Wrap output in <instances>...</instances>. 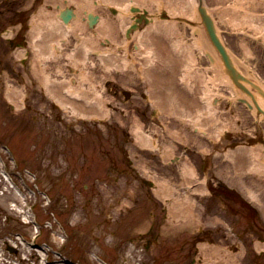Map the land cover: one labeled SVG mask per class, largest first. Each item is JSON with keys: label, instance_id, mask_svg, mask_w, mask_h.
<instances>
[{"label": "rangeland", "instance_id": "1", "mask_svg": "<svg viewBox=\"0 0 264 264\" xmlns=\"http://www.w3.org/2000/svg\"><path fill=\"white\" fill-rule=\"evenodd\" d=\"M203 1H205L206 4H210V0ZM7 7H4V9ZM151 9L156 10L157 6ZM189 19L193 20V18ZM177 23L179 26H181V23L185 24L184 39L187 42H191L193 36H196V33L192 32V25L188 24L185 21H179ZM195 26L197 27L198 25L196 24ZM220 31L221 37L224 42L233 51L236 57L240 59V69L244 72H249L250 75L258 78L259 81H262L264 83V44L260 43V41L255 37H244L242 35V32L235 35L234 33H229L230 30L221 28ZM240 37H244L245 41L250 46V53H246V55H244L239 48ZM193 52L196 57L195 66L191 69L187 68V79L190 75L192 78V74L195 73L194 71H196L199 74V76L196 77H202V82H200V80L198 81L200 88L203 85L205 90L207 88H211V92L217 93L218 95L222 96L220 102L217 103L216 108L209 111L211 116L209 113L204 114L202 112L203 115H201V117L199 118L200 120H197L196 122H198L200 126L206 128L207 125L203 120L207 116H209L211 119H214L215 121L216 118H219L225 123L224 127L235 134L232 135L233 139H231L232 137L229 138L230 142L231 140L238 141L239 144H242L244 142V138H239V135H237L234 131H240L242 135L246 132H252L254 129L253 125L255 121L262 127L261 131L264 135V121L259 120L258 122L257 115L247 109V107H245L243 104L239 102L234 104L233 110L236 112L237 116H233L232 113H227L225 111L227 109L226 107H224L225 100L227 97L231 96V94L234 93L231 85L229 83L224 84L221 81L224 78L223 75L218 70L216 72L213 70V68H211L212 64L209 62L203 50L195 47ZM95 59L96 62L93 65L94 68L92 67V69L97 70L93 75L94 80L96 82H99V85L101 87L103 85L104 79H111V81H109L110 84H108V86H110V90L108 93H106L108 94L106 95V98H109L108 105L110 117L107 120L108 122H106V125H104L105 123H99L95 120L83 121L81 118H79L74 126L72 124L63 125V122H60V126H62L61 128L63 129H70L73 127V131L77 132V135L73 134V137L70 140L72 148L75 149V151L79 149L78 145L79 140H81L80 138L86 137L84 141L87 143V145L90 142V146H94V148L98 147V143H100V146H103V152L101 154H97L95 151L93 152L92 150L88 149L85 151L88 153H91L92 151L91 157L93 158V160L99 158L101 162H103L106 166L108 163H116L115 167H113L112 164H110V166L108 164V166L110 167V169H108V175H111L113 173H115L116 175H121V173L119 172V164H117L119 162V156L117 157L118 151L114 146H111V144H108L107 142H109L110 138H114L115 142L119 143V153L121 152V150H127V143L129 142V140H131L130 131L134 126L133 120L134 118H136L135 113L137 114V108L141 107V105L142 107L144 106L142 98L140 97L141 94L139 93L138 86L140 85L141 90L143 89L144 91L146 82L143 79H138L139 83L137 84V86H135L134 89L129 88V90H125V87L123 88L122 84V82L125 80H122V75H119L118 73L119 70H117V68L115 67L104 70L102 68V65L99 64L97 57ZM65 61L66 60L64 59L63 62L65 63ZM5 64L10 67L12 62H7ZM55 66L56 64H54V67ZM51 67L52 69H54L53 65H51ZM66 67L67 66H64L63 69H65L67 72L68 69ZM175 67V74L177 76H180L181 72L183 71L182 64H179ZM131 68L135 69V67ZM2 86L3 83H0V94L3 88ZM123 90L126 91V93H124ZM141 102L142 104L140 105ZM34 103L35 102L33 100H30L28 109L24 110V113H22L23 109L19 111L17 110L20 113L15 114L11 118L6 117V115H3V113L0 112V133L2 135V140L8 142L10 152L17 159H19L16 167H13L11 164H9L10 155L0 147V228L3 226V222L1 220L3 219V217L8 216L10 218L9 224L11 227H16L19 230L30 232L32 230V227L28 223L26 224L21 220V213H23L24 211L20 212L18 208H20L21 206V198H24V201L27 203H36V201L39 200V206L37 210L42 223H48V221H52L54 217L60 216L62 222L65 224L71 236H68L69 241L63 252L72 259L74 258L75 261L81 264H99L100 261L94 258V254H97L98 256H101V258L108 264H144L143 261L146 258L144 254H140L141 251L135 252L132 245H122L120 234L116 233L117 235H113L114 237L110 236V238L108 236L109 234H107L109 230L114 228L108 227V225H106L107 223L105 219V214L107 213L106 211L109 210L112 202H110V199H108L107 197H97V194L95 195L98 189H104L103 181L106 178H103V174L106 172V169H104L103 171V166L100 169H96V167H94L93 169H91L90 174L88 173V176H80L75 180L70 179L71 177L69 178V176H64L63 178L57 177L56 173L58 172V168H60L59 166L55 167L53 166V164L42 165L39 164L38 160H30L32 153L31 151L33 150L29 144L30 140L34 139V141L36 142V147H40V149L42 148L44 151H46V153H48V148L56 149L58 143L62 141L60 137L55 135V131L51 132V130H53L52 123L54 121H52V118H50L46 114V109L40 106H36ZM144 103L146 104L145 107L148 111L152 107H154L147 102ZM2 104L4 106V102ZM194 104L196 105L197 102H195ZM3 106H1L2 109ZM185 106L183 105L184 109L189 107L188 105L186 107ZM203 109L201 111H203ZM199 114L201 113L198 112L197 115ZM186 124L187 136L191 138V140H195L192 142V148L194 149V151H198L196 145H198V147L202 145L207 147L206 153L208 154L206 157V161L210 166L208 167L209 181L213 180L215 178V175H220V172L222 170H226L230 173V170L227 166L221 165L220 167L219 163L215 162L216 158L214 156V153L217 154V152H220L219 148L222 149V146L228 143L229 140L225 138L226 140L222 142V140H219V136L216 134L215 136H212V139H210L209 136L203 135L202 133L198 135L196 134V132L192 131L194 125L191 120H189V122ZM171 127L174 126L171 124ZM160 133V130H158V134ZM201 135H203L204 137H201ZM104 136H108V141H105ZM1 142L2 141L0 140V143ZM167 142L169 146L174 148L173 152L175 155L180 154L181 157L185 156L184 153L180 150V147L178 149L170 141L167 140ZM86 143L82 144L86 145ZM63 148L65 149V147ZM81 151L82 149H80V152ZM154 151L157 152V154H155L157 162L156 167L160 166L162 162L161 160L168 159L169 155L172 156L170 153H168L169 155L164 154L161 156V150ZM166 151H169V149H167ZM57 152L58 150L56 149L54 155L57 156ZM56 156H54L53 158L54 162L59 161V158ZM72 158L75 160L77 157L76 155H73ZM170 160L171 161L169 163H172L174 161L173 159ZM175 160L177 168H179L181 165L180 157ZM30 161L32 163L29 164ZM143 161L148 162L146 159H143ZM67 174L68 172H66V175ZM78 174L81 173L79 172ZM32 175L34 177V180L32 179ZM238 176L241 177L242 175ZM230 179L231 177H228L229 182ZM112 182L113 181H111V183ZM18 189L21 191V194L17 193ZM34 189L36 190L35 193L33 192ZM37 189L47 192L49 198L51 199L50 204H46L43 199L40 198ZM35 197L38 198H36L35 200ZM190 201L193 200L190 199ZM192 205L198 206L196 202L192 203ZM259 206L260 208H262L261 205ZM36 208L37 206L35 204L34 209ZM213 221L215 223L216 220ZM239 221V229L242 230V226L246 225V229H243L244 232H247L250 235L252 234L255 237L254 231L249 230V227L247 225L248 221L245 217H243V215H239ZM253 221H264V216H262V219L257 218V220L253 219ZM52 230L57 231L56 227H53ZM52 230L50 231L49 228H46L44 235V240L46 242H53ZM106 238H109L107 242ZM59 239H61L60 235L54 242H57ZM221 248L223 250L224 246H221ZM25 249L26 247L23 246V252L18 253L16 256H10V254L4 251L2 242L0 241V264H15L13 262H10L9 259L18 261V257L22 258V256H27V258H29V264L42 263L33 249H31L30 252L26 251ZM146 260L148 262V259ZM155 262L158 263L159 259H155ZM152 264L154 263L152 262Z\"/></svg>", "mask_w": 264, "mask_h": 264}, {"label": "bare ground", "instance_id": "2", "mask_svg": "<svg viewBox=\"0 0 264 264\" xmlns=\"http://www.w3.org/2000/svg\"><path fill=\"white\" fill-rule=\"evenodd\" d=\"M197 1L43 0V2L55 3L52 9L53 11L56 9L57 13L54 18L50 15L52 14L51 10L43 3L39 7L38 16L43 15V20H46L45 23H49L53 28L50 27L41 32L43 40L41 41L42 50L40 52L47 51L45 49L46 40L54 39L56 41L55 46L58 49L60 39L64 40L66 37L73 35L76 39V44H74L75 53H68L69 61L85 67L88 53L92 51L96 53L99 64L102 65L104 70L115 67L120 72L129 73L130 78H134L139 73L144 79H148L147 86L152 91L145 94V100L150 102L151 105L164 110L171 109L174 102L176 106L178 104L188 105L187 114L196 119L199 117H193L192 115H194V107L199 106L194 104L198 99L193 96V93L195 90L201 89L198 81L202 82V77L197 78L196 76H199V74L196 71L192 74L194 80L191 75L188 80L184 71L181 74L182 83L185 85L186 91L187 89L190 91L191 96L181 90L183 85L179 84L181 86L179 87L177 83H174L176 81L174 78L175 66L184 64L186 72L195 66L196 57L193 50L198 47L209 54V62L212 64L211 68L214 71L217 72L218 70L220 72V69L222 70L224 78L221 81L224 84L236 83L240 98L249 99L255 108L260 105L264 108V83L259 81L258 78L249 80L246 73L240 71V59L236 57L220 34L221 28L230 30L229 33L235 35L242 32L244 37H255L260 43L264 44V0H210V4L199 0V11L196 8ZM155 6L160 8L163 15L157 13L159 8L157 10L151 9ZM131 7L148 9L151 11V13L148 12V14H151L150 18L143 23L142 20L137 19L138 15L133 9L131 10ZM200 7L203 8L204 26L198 23L199 15L201 16ZM65 9L69 12L68 21L66 24H62L58 16L59 11ZM46 15L47 18L44 17ZM184 18H194V21H198L196 23L198 26L193 28L196 31V36H193L191 42L184 39L185 24L181 23V26H179L177 23V20ZM127 27L128 33H130L128 39L125 37ZM244 37L239 38V48L246 55V53H250V46ZM17 52L22 55L20 50H17ZM41 55L46 54L41 53ZM82 66L77 69V82L74 85L75 98L66 96L62 92L66 79L51 83L53 80H50L47 74L49 73L48 66L41 69L34 65V73L44 83L45 90L50 94L52 93L62 103L69 104L75 115H80L83 120L92 119L106 123L110 114L105 106L107 99L102 97V90L94 80L93 75L97 70H91L93 62L90 67H85L86 69ZM129 66L138 67L139 71L128 70ZM59 71L60 69H57V72ZM200 93L205 101H200V105L204 108L207 107L206 112H209L212 105L208 107V104L218 102L220 98L217 93L211 92V88L206 90L202 88ZM20 95L21 92L15 88L9 94L10 99L16 103V106L19 105L16 98ZM227 106L232 112L234 106H232L231 101L227 103ZM234 115L236 116V112ZM133 122L134 142L144 146V148H151L152 143H154V139L151 138L152 135L142 132V124L137 118H134ZM205 123L206 128L197 126V129L204 131L209 136L227 133L224 131L226 128L224 127L225 123L219 118H216L215 121L210 117H206ZM165 132L168 135H174L172 130L168 129ZM247 139L250 138L247 137ZM224 152L228 161L234 164V170L237 172L240 171L239 168L244 169L248 166L259 172L263 170V166L260 165L259 161L264 160V158L261 160L257 158V156H262L259 150H252L251 147L238 145L236 147L226 146ZM251 153L254 156H249ZM205 183L204 180L203 183L197 184V186H201V188H197L199 190L202 187L204 188ZM250 196L260 200L258 195L251 190ZM182 214L189 215L186 211H182ZM141 230L143 231V229ZM54 238L57 239L58 236H54ZM153 245H156V243ZM196 246L203 249V251L209 250L207 244ZM259 247L262 248V246Z\"/></svg>", "mask_w": 264, "mask_h": 264}, {"label": "flooded vegetation", "instance_id": "3", "mask_svg": "<svg viewBox=\"0 0 264 264\" xmlns=\"http://www.w3.org/2000/svg\"><path fill=\"white\" fill-rule=\"evenodd\" d=\"M28 42V39L26 38V35L25 34H21V33H18L16 35V37L14 38V41L13 43H23V44H26ZM31 54V51H30V47L28 46V51H27V56H26V61H25V64H29V62L27 61V57H29V55ZM1 65H5V61L1 62ZM217 186H218V191H224L225 194L221 193V195H225L226 198H231V199H234L235 201H238V196L235 192H231L230 195L226 194V190L224 189V186L223 184L220 182V181H217ZM256 224V225H255ZM249 228L250 230H253L254 233H256V235H259L262 234L264 236V224H258V223H250L249 224ZM255 261H258V263H256ZM253 264H264V251L263 253H258V254H254L253 256Z\"/></svg>", "mask_w": 264, "mask_h": 264}, {"label": "water", "instance_id": "4", "mask_svg": "<svg viewBox=\"0 0 264 264\" xmlns=\"http://www.w3.org/2000/svg\"><path fill=\"white\" fill-rule=\"evenodd\" d=\"M200 11H201V16H203L202 15V11H203V8L202 7H200ZM205 19H203V21H204ZM211 24H212V22H211ZM221 46H222V44H221ZM257 109H258V111H261V109H260V107L259 106H257Z\"/></svg>", "mask_w": 264, "mask_h": 264}]
</instances>
